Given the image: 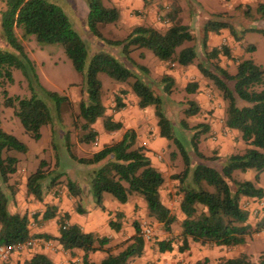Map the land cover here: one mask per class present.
<instances>
[{"label": "trees", "instance_id": "1", "mask_svg": "<svg viewBox=\"0 0 264 264\" xmlns=\"http://www.w3.org/2000/svg\"><path fill=\"white\" fill-rule=\"evenodd\" d=\"M110 1L87 0L86 24L91 34L107 46L121 47L120 54L100 47L89 56L86 44L72 28L64 10L56 3L51 0H4L0 26L10 51L0 50V76L12 81L11 69L20 70L31 93L24 98L5 97L4 106L14 110L24 132L37 141L41 137L43 126L51 125L53 130L56 129L54 125L60 120L62 105L70 103L65 95L42 87L35 64L17 39L15 30L20 31L22 38L32 37L38 44L61 45L66 58L81 74L78 112L72 122L77 144L96 145L98 133L93 124L98 119L107 133L123 129L121 122L114 121L105 113L98 74H105L120 84H129L137 99V107L153 108L159 137L174 145L175 150L169 154L170 161L174 162L178 155L182 161L181 170L170 175L176 182V191L180 195L178 209L182 218L161 202L160 190L165 183V176L152 165L146 154L147 149L137 144L134 129L124 130L120 139L105 144L86 156H77L71 152L69 131L60 134V145H54L55 166L65 148L74 163L85 167L84 185L76 180L66 179L68 195L77 200L75 212L85 213L84 203L87 198H91L103 210V194H109L121 204L127 203L132 197H138L145 204L147 216L159 224L163 231L171 233L172 226L176 223L179 227L175 240L157 241L159 253L171 252L174 241L179 244V252L188 250L190 243L225 249L245 245L247 239L258 233L262 226H250L248 219L257 218L258 211L255 209L257 212L253 214L242 203V199L259 200L264 196V189L257 185L260 174L264 171V69L251 59L237 60L236 72L230 74L217 62L220 55L232 59L229 48L222 45L208 50L207 46L210 33L218 34L227 30L239 41L245 31H241L242 34L239 35L233 25L221 20H209L203 26L202 48L205 59L197 63L196 67L201 76L210 80L221 94L225 111L224 126L239 132L245 145L242 151L224 157L218 156L215 151L204 154L199 150V144L209 133V125L204 122L188 125L187 121V118L200 114L198 103L194 99L188 101V106L183 110L184 117L179 128H176L164 110L163 97L155 93L148 79L147 67L130 57L135 49H147L162 63L178 67L193 65L197 57L195 47H183V44L192 42L194 37L188 26L179 22V9L171 8L165 13L163 18L167 27L164 31L152 25L140 24L134 26L123 40L112 41L103 37L99 30V26L116 23L120 18L119 9L106 4ZM256 12L264 18V3L257 4ZM251 30L264 36V29ZM248 49L252 51L254 46L251 45ZM143 56L140 53L139 57ZM160 85L162 93L169 95L176 85V79L165 73L160 78ZM197 88V82H192L185 86V91L194 94ZM125 93L123 90L122 94ZM114 102L115 111L125 106L120 96H116ZM187 146L191 148V154ZM27 150L26 144L0 126V244H22L30 239L54 240L64 251H82V264H130L143 255L146 240L136 221L132 223L133 234L115 245H111V239L107 236L85 233L78 225L67 224L68 214H64L59 220L57 237L31 234L28 215L8 210L18 192L16 184L9 182L10 177L16 173L18 164V159L10 152L26 153ZM46 165L45 161H41L37 170L26 178V193L37 201H42L45 192L54 187L62 176L61 172L55 173L54 169L51 173L46 171ZM249 169L257 172L255 181L241 180L234 176L236 171L244 173ZM55 216L56 209L46 206L41 219L38 220V214H35L32 221H48ZM115 218L108 225L114 231H119L123 214L117 212ZM97 251L103 252L104 256L98 263H94L88 256ZM208 262L205 257L194 264ZM15 264L55 263L43 253H34L30 258ZM217 264H264V250L256 260H252L245 252H238L221 257Z\"/></svg>", "mask_w": 264, "mask_h": 264}, {"label": "rangeland", "instance_id": "2", "mask_svg": "<svg viewBox=\"0 0 264 264\" xmlns=\"http://www.w3.org/2000/svg\"><path fill=\"white\" fill-rule=\"evenodd\" d=\"M51 1L59 5L64 10L72 28L86 44L89 56L99 50L100 47L104 50H108V52L111 51L112 53L120 54L121 47H109L97 38V36L95 37L91 34L86 24L87 0ZM142 1L145 3V8L134 9L132 13L135 16H144L145 21H148L149 23L143 22L139 24H151L161 31H164L167 27V22L163 18L165 13L171 8H177L179 9V22L188 26L190 33L194 37L192 42H185L183 44V47L194 46L197 52L196 60L189 68L180 69L172 64L160 63L154 54L147 49H135L130 54L133 61L136 63H142L147 67L149 71L147 74L148 79L155 93L160 94L163 97L164 110L176 128H179L180 126V121L184 117L183 110L188 106V101L190 99H194L195 95L200 94V92L197 91L194 94H188L185 91V86L188 83L195 82L196 77L203 80L201 83L202 93L208 94L214 100H217V105L220 106V108L222 107L221 103L223 100L220 92L213 86L210 80L201 76L196 67L197 63L202 62L205 59L202 48V36L203 26L207 21H227L233 25L239 35L242 34L240 33L241 31H245L239 41H236L227 30H222L218 34L212 35L210 41L207 39L208 50L222 45L229 48L233 60L220 55L217 62L221 67L226 69L230 74H234L236 72L237 60L251 59L256 65H259L262 69H264V36L259 32L251 30L264 29V18H261L256 12L257 4L264 3V0ZM106 4L115 6L114 0H111ZM4 7V0H0V13L4 10ZM149 17H151L152 21ZM133 27L122 24L120 17L116 23L99 26V30L106 39L117 41L126 38ZM15 34L19 42L23 45L28 57L34 62L38 80L42 87L49 91H55L60 95H65L70 103L62 105L60 120L56 121L54 125L56 129L53 130L51 125H45L41 128L40 139L37 141L33 140L24 132L20 121L14 115V110L12 108L5 107L3 104L5 97L18 96L20 98H24L30 96L31 93L25 77L18 69H11L12 81H9L2 75L0 76V126L3 130L13 134L28 147L26 153L10 152L11 155L18 159V164L17 171L10 177L9 182L15 183L19 191L20 185L24 181V177L27 178L31 173L35 172L39 167L40 162L45 161L47 163L44 167L46 171L51 173L54 169L55 173L61 172L62 176L59 181L56 182L54 187H51L47 190V192H45L44 196L51 195L52 193H55L56 196H61L65 191H67L65 186L67 178L76 180L80 182L81 185H84L85 167L74 163L67 155L65 148L63 149V156L60 157L59 163L55 166L56 152L54 150V145H60V134L69 131L71 152L77 156H86L92 152L93 147H99V138L96 142L98 146L95 144L89 146L77 144L75 139L76 131L72 127L73 119L78 112L82 76L74 69L71 62L66 58L61 45L38 44L32 37L22 38L19 30H15ZM251 45L254 46V50L252 51L248 49ZM0 50L10 51L9 46L2 36L1 26ZM140 53H143L144 57L140 58ZM165 73L174 75L176 79V85L173 87L169 95H166L161 91L160 78ZM98 78L102 85V101L109 112L112 113L114 111V100L116 96H120L122 100H125L128 103V105L134 106V100L132 98L134 95L130 90L129 84L117 83L102 73L98 74ZM123 90L126 91L124 95L122 94ZM128 94H130V96ZM150 109L152 111V115H150L149 119L144 117L145 122L140 124L141 127H143V135L146 136L147 139L152 138L153 131L157 127V120L153 115V108L150 107ZM134 118L140 119V117L137 116H134ZM187 121L188 125H195L196 123L201 122V113L197 116L187 118ZM97 122L101 123V120L98 119ZM53 131H56V133H53ZM238 135L240 144H238V148L235 152H240L245 147L239 132ZM114 137L118 138L117 134H115ZM206 139H208V136ZM164 143L162 146H159L157 151L152 153V156L164 169L163 172L166 184L162 187V196L168 199L171 205L170 211L174 213L178 209L180 195L177 194L176 185L173 184V180L170 178V175L181 170L182 161L179 155L174 162L170 161V151L175 150V147L171 142H167L166 140ZM187 149L191 154V148L187 146ZM199 150L204 154H211L214 153V151L217 152V150L211 149L208 144L204 143L199 147ZM256 174L257 172L254 169H249L244 173L239 171L234 172V176L236 178L249 181H255ZM260 177L262 178L261 180L264 181V171L260 174ZM48 179L49 177L47 178V181ZM103 196L112 198L109 194H103ZM137 198L138 197H133L132 199L135 200ZM76 204L77 200H75V206ZM135 208L134 212L136 215L133 214V216L131 215V217L128 218L126 226L122 230L120 236L123 238L112 242L111 245H115L128 238L130 232L133 231L132 223L135 221L138 222L143 231L150 230L151 232L150 239L146 241V252H144V255L147 253L148 256H151V260L147 261L145 264H194L197 260H202L205 257L209 260L208 264H217L221 257L231 256L233 254V250L229 251L216 246L196 245L192 249L190 248L185 252H179V244L176 241L173 242V250L171 252L159 253L156 248L157 241L162 239L175 240L179 228L177 223L172 226L171 233H166L161 229L159 224L147 216V212H143L141 210L139 204H136ZM113 219H115L114 216L109 217V220ZM123 220H125V217L124 219L122 218L121 221ZM56 221L57 224H59V221ZM247 240L250 246L245 249L246 254L255 256L264 250V228L262 229V234L260 236L250 237ZM51 249L54 252L60 251L55 244L51 247ZM28 252L29 251L26 250V253ZM76 263L77 261L74 260L73 264Z\"/></svg>", "mask_w": 264, "mask_h": 264}, {"label": "crops", "instance_id": "3", "mask_svg": "<svg viewBox=\"0 0 264 264\" xmlns=\"http://www.w3.org/2000/svg\"><path fill=\"white\" fill-rule=\"evenodd\" d=\"M114 4L120 11L122 24H126L129 27H133L136 24L140 25L139 23L148 22L145 21L144 16L142 15H141L142 17L135 16L132 13L134 9L145 8V3L142 0H114ZM149 18L152 21L151 17ZM212 35L215 34L210 33L208 35L209 41L212 38ZM139 64L143 65L142 63ZM189 67L190 66L178 67V68L182 69ZM172 77L175 78L174 75H172ZM195 80H196L195 82H197L198 84L197 92H200V94L195 95L194 100L198 103L201 109L200 111L201 122H204L209 125V133L205 136V138H203V140H201L199 147L202 146L203 143L208 144V146L211 149L217 150V155L220 157H224L230 153L235 152L236 149L238 148V144H240V140L238 137L239 135L236 130H230L224 126L225 111H224L223 102L221 103L222 107L220 108V106L217 105L216 102L217 100H214L208 94L202 93L201 83L203 82V80H200L199 77H196ZM201 93L203 96L201 95ZM128 95L130 96V94ZM132 98L134 100V106H130L125 100H122V102L125 105L122 109H120L119 111L114 110L112 113L106 109L105 112L106 115L111 116L114 121H119L123 124L122 130L107 133L103 130L102 123H98L96 121L93 124V128L98 133L97 139L99 138V147H93L92 152L100 149L105 144H109L113 141L120 139L124 130L134 129L137 133V144L147 149L146 154L150 158L152 165L155 168H157L160 172H162V174L164 175L163 172L164 169L161 167L159 163L155 161V159L152 156V153L157 151L159 149V146L163 145L165 139L159 137L157 127L153 131V135L151 139H147V137L143 135V131H142L143 127H141L140 124L145 122L144 117L146 119L150 118V115H152V111L150 107L145 109H139L137 107L136 97L132 96ZM134 116L140 117V119H135ZM115 134H117L118 138L114 137ZM207 136L208 139H206ZM96 145L98 146L97 143ZM261 179L262 178L260 177V181L257 183V185L264 189V181H262ZM165 184L166 182L164 183V185ZM173 184L176 185V182L173 181ZM132 198H130L127 203L121 204L115 199L103 196V201H102L103 210H101V208L97 206L92 201L91 198L89 199L87 198V200L85 199L86 202L84 203L85 213L77 214L75 212V199L71 198L68 195L67 191H65L61 196H56L55 193H52L51 195L43 196L42 201H37L31 195L30 196L27 195L26 177H24V181L20 185V190L17 192L14 201H12L9 204L8 210L11 213L17 212L21 215L22 214L28 215L31 221L29 226V231L31 234H49L53 237H57L59 235V230H58L59 224H57L56 220L59 221L61 218L60 216H63L64 214H68L69 217L66 220L67 224H76L85 233H94L99 236H107L111 239V243H112L114 241L120 240V238H123L120 235L122 233V230L126 226V222L128 221V218H130L131 215L133 216V214L136 215L134 212L136 209L135 208L136 204H139L141 210L143 212H146V207L144 202L140 198H137L135 200H133ZM160 198H161V202L168 209H170L171 206L170 202L168 201V199L162 196V188L160 190ZM242 203L248 205V207L251 210L257 209L258 212L256 210L255 211L257 212L258 217L249 218L248 223L252 228L255 227L256 224L262 225L261 230L258 233L253 234L252 237L260 236L262 234V229L264 228V196L259 200L258 199L256 200L254 198H243ZM47 205L54 207L56 209V216L48 221L33 222L32 216L38 213V220H40ZM117 212L122 213L123 219L125 217V220L121 221V229L119 231H114L109 227L108 223L110 221L109 217H113V216L115 217V213ZM174 213L179 218H182L181 215L179 214V209H177ZM133 232L134 231H131L128 237H130L133 234ZM36 240L38 241V244H36L32 249L28 250L29 251L28 253L24 251L12 255L9 264H15L18 261L22 262L24 259L30 258L34 253H43L47 255L55 264H73L74 260L77 261L76 264H82L81 262L83 256L82 251L80 250H74L72 252L64 251L61 248V246L54 240H50V241H46L44 239H36ZM54 244L58 249H60V251L58 252L52 251L51 247L54 246ZM195 245L201 246L197 243H190L189 249L190 248L192 249ZM249 246L250 244L248 243L247 240L245 245L238 248L227 249V250L229 251L233 250L232 255H234L238 252H245V249H247ZM218 248H223V247H218ZM144 252H146V244H145ZM259 253L256 254L255 256L249 255V257L252 260H256ZM103 256H104L103 252L97 251L94 253H90L88 257L90 261L94 263H98ZM149 260H151V256H148L147 253L144 255L143 253V255L140 258L135 259L130 264H145Z\"/></svg>", "mask_w": 264, "mask_h": 264}, {"label": "built area", "instance_id": "4", "mask_svg": "<svg viewBox=\"0 0 264 264\" xmlns=\"http://www.w3.org/2000/svg\"><path fill=\"white\" fill-rule=\"evenodd\" d=\"M247 207L248 205L245 204ZM253 214L256 213L255 210H252ZM143 236L145 240H149L151 237V232L150 230H142ZM37 244L36 239H30L22 244H12V245H5V244H0V264H9L10 259L12 255L15 253H20L24 252L28 249L33 248Z\"/></svg>", "mask_w": 264, "mask_h": 264}]
</instances>
